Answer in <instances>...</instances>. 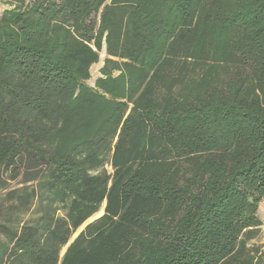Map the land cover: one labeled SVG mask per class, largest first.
<instances>
[{
    "label": "trees",
    "instance_id": "obj_1",
    "mask_svg": "<svg viewBox=\"0 0 264 264\" xmlns=\"http://www.w3.org/2000/svg\"><path fill=\"white\" fill-rule=\"evenodd\" d=\"M10 2L0 264L259 262L264 0Z\"/></svg>",
    "mask_w": 264,
    "mask_h": 264
},
{
    "label": "rangeland",
    "instance_id": "obj_2",
    "mask_svg": "<svg viewBox=\"0 0 264 264\" xmlns=\"http://www.w3.org/2000/svg\"><path fill=\"white\" fill-rule=\"evenodd\" d=\"M10 0H0V11H2L3 9H6V8H9L11 5H10ZM104 58L105 56L103 55V52L101 53V56H100V61L94 65H92L91 67V78L88 80V83L90 85H94V82L96 80V78L98 76H100V68L102 67V65L104 64ZM106 168L111 172L112 171V167L107 164L106 165ZM33 184V181H30L28 183H26L27 185H32ZM25 185V183H14L10 186L9 189H14V188H23V186ZM1 192V191H0ZM8 190H4L0 193V204H2V209H0V219L2 217L1 214H4L6 213L4 211L5 208H11L10 210V213L11 215L17 219L19 218L21 220V222H23L24 220L28 219L30 220L31 218H34L36 215H37V211L36 210V207H37V204L38 202L37 201H33L31 204V207L28 208V209H18L17 207H14V204L16 202V200L14 199V196L13 195H9L8 193ZM105 203L103 204V207H104ZM101 213L100 214H97V215H94L92 216L91 218H89L80 228L79 230L74 234V236L72 237V239L79 233V231H81L85 225L89 222H92L93 220H95L96 218H98L99 216H101L103 214V208L101 209ZM60 214H63V210H60L59 211ZM259 216L261 217L262 221H263V224L261 226V229H260V234L259 236L252 240L250 245L251 246H264V204H262L260 206V210H259ZM3 220V219H2ZM66 248L63 249L62 252L65 251Z\"/></svg>",
    "mask_w": 264,
    "mask_h": 264
},
{
    "label": "built area",
    "instance_id": "obj_3",
    "mask_svg": "<svg viewBox=\"0 0 264 264\" xmlns=\"http://www.w3.org/2000/svg\"><path fill=\"white\" fill-rule=\"evenodd\" d=\"M256 264H264V257L259 262H257Z\"/></svg>",
    "mask_w": 264,
    "mask_h": 264
},
{
    "label": "water",
    "instance_id": "obj_4",
    "mask_svg": "<svg viewBox=\"0 0 264 264\" xmlns=\"http://www.w3.org/2000/svg\"><path fill=\"white\" fill-rule=\"evenodd\" d=\"M103 55H104V56L106 55V50H105V48H104V50H103Z\"/></svg>",
    "mask_w": 264,
    "mask_h": 264
},
{
    "label": "bare ground",
    "instance_id": "obj_5",
    "mask_svg": "<svg viewBox=\"0 0 264 264\" xmlns=\"http://www.w3.org/2000/svg\"><path fill=\"white\" fill-rule=\"evenodd\" d=\"M102 211L100 210L98 213H96L95 215H97V214H100Z\"/></svg>",
    "mask_w": 264,
    "mask_h": 264
},
{
    "label": "crops",
    "instance_id": "obj_6",
    "mask_svg": "<svg viewBox=\"0 0 264 264\" xmlns=\"http://www.w3.org/2000/svg\"><path fill=\"white\" fill-rule=\"evenodd\" d=\"M101 75V74H100Z\"/></svg>",
    "mask_w": 264,
    "mask_h": 264
}]
</instances>
